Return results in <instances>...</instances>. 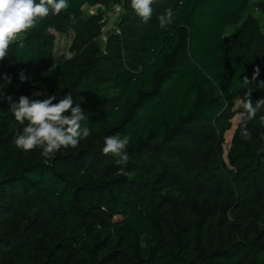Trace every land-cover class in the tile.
Segmentation results:
<instances>
[{
	"label": "trees",
	"instance_id": "obj_1",
	"mask_svg": "<svg viewBox=\"0 0 264 264\" xmlns=\"http://www.w3.org/2000/svg\"><path fill=\"white\" fill-rule=\"evenodd\" d=\"M252 1L154 0L144 23L131 0H68L18 37L0 91L31 99L37 88L54 103L71 94L91 134L50 157L23 152L14 137L24 125L0 99V264H264V107L251 138L240 120L225 148L242 79L257 68L249 98H264ZM113 2L120 32L101 48L106 22L84 9ZM168 8L174 22L161 29ZM58 33L71 36V59L55 56ZM53 61L46 80H20L16 68ZM114 134L130 137L126 166L102 151Z\"/></svg>",
	"mask_w": 264,
	"mask_h": 264
},
{
	"label": "clouds",
	"instance_id": "obj_2",
	"mask_svg": "<svg viewBox=\"0 0 264 264\" xmlns=\"http://www.w3.org/2000/svg\"><path fill=\"white\" fill-rule=\"evenodd\" d=\"M154 0H131V8L142 22L147 23L153 14ZM69 8L68 0H0V62L8 58L9 47L18 41L23 33L32 29L39 20L51 15H58ZM161 29H166L174 22L172 8L165 10V13L158 17ZM22 46V43L20 44ZM71 59L69 55L67 57ZM259 68L254 71L251 79L247 76L242 79V86L248 91L241 101V136L243 139H250L251 134L247 124L253 120L262 107L264 98L257 99L255 104L250 99L252 90L248 86L257 80ZM20 80L29 79L23 71L19 73ZM10 79L7 75L3 79ZM264 84V81L260 82ZM35 95H40L36 93ZM0 99H6L9 104V111L14 119L24 125L22 131L14 137L15 146L23 152H31L39 147L41 155L50 157L61 148H77L81 140L87 139L91 130L83 125L87 117L79 104H75L73 96L66 94L59 99L56 95H50L46 99H29L28 96L20 95L13 99L11 95L5 96L0 91ZM264 124V115L260 116ZM130 137L120 134L109 135L104 138L102 149L105 155L111 154L116 159L117 165L126 166L129 160L126 149Z\"/></svg>",
	"mask_w": 264,
	"mask_h": 264
},
{
	"label": "rangeland",
	"instance_id": "obj_3",
	"mask_svg": "<svg viewBox=\"0 0 264 264\" xmlns=\"http://www.w3.org/2000/svg\"><path fill=\"white\" fill-rule=\"evenodd\" d=\"M117 5H122L118 2H113L110 4L109 8H107L108 10H106V12L101 11L99 9L98 12H96L95 14L89 12V10L84 9L85 10V17L91 16V15H98V14H102L103 18H106L107 20V24H106V31L104 32V35H102L100 38H98V44L100 46H102L101 48H106V45L109 41L110 36L114 35L115 33H119L120 32V20L121 17H116L114 14V8ZM248 18H253L254 20H257L261 26L262 32H264V0H253L252 1V7L247 15ZM242 24L243 22H240L237 25L228 27L227 29V33H232V32H237L242 28ZM71 36H66L63 34H57V40H56V48H55V56L57 58L61 57V56H65L68 57L69 55L72 56V53L70 52V45H71ZM262 64L264 66V55L262 58ZM55 66V62L53 61L51 64H46L45 62H42L40 64H35L34 66H32L29 70H22L19 68H16L19 73L21 71L24 72V74L29 77V80L33 81V82H41L43 80L47 79V71L48 68H54ZM66 80H69V77H67ZM36 93H40L41 95V91L37 88H35L33 90V98L31 99H37L39 98L40 95H35ZM238 105H240V103H238ZM241 120L240 117V113H237L233 122H234V126L233 128L228 131L226 133V144H225V148L227 149L231 143V139L233 137V134L235 132V129L237 128L239 122ZM31 153V152H30ZM33 154V153H31ZM8 232L6 229L2 228L0 229V232ZM10 233V232H9Z\"/></svg>",
	"mask_w": 264,
	"mask_h": 264
},
{
	"label": "built area",
	"instance_id": "obj_4",
	"mask_svg": "<svg viewBox=\"0 0 264 264\" xmlns=\"http://www.w3.org/2000/svg\"><path fill=\"white\" fill-rule=\"evenodd\" d=\"M107 8H108V7H107V6H104L103 4H97V5L92 6V7H85V9L89 10V12H91V13H93V14H95L96 12H98L99 9H100L101 11L106 12V10H108ZM122 12H123V7H122V5H117V6L114 8V14H115L116 17H119V18H120ZM103 21H105L106 24H107V20H106V18H103ZM106 24H105V26H103L102 29H101V30H102V34H101V36L104 35V32L106 31Z\"/></svg>",
	"mask_w": 264,
	"mask_h": 264
}]
</instances>
